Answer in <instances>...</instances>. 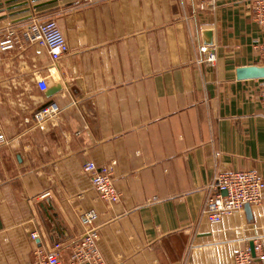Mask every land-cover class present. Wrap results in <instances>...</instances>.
Instances as JSON below:
<instances>
[{"label": "crops", "instance_id": "1", "mask_svg": "<svg viewBox=\"0 0 264 264\" xmlns=\"http://www.w3.org/2000/svg\"><path fill=\"white\" fill-rule=\"evenodd\" d=\"M253 2L0 0V38L54 19L70 45L57 63L36 44L0 49V264H36L55 244L72 264L92 208L108 264H234L241 247L264 246V200L251 218L204 213L220 172L264 179L263 78L238 77L264 67ZM204 30L214 65L199 62ZM41 78L61 89L47 96ZM51 102L60 112L38 122ZM89 160L112 169L118 203L99 197Z\"/></svg>", "mask_w": 264, "mask_h": 264}, {"label": "built area", "instance_id": "2", "mask_svg": "<svg viewBox=\"0 0 264 264\" xmlns=\"http://www.w3.org/2000/svg\"><path fill=\"white\" fill-rule=\"evenodd\" d=\"M252 8L256 20L264 30V0H254ZM34 44L46 47L54 63L60 61L70 51L68 40L61 26L54 19L34 18L26 27L10 29L0 38L2 51L12 50L18 46L26 48ZM200 50L202 56L199 62L214 65L217 59L214 48L204 45ZM260 50V56L264 61V44ZM37 82L42 91L50 87L47 78H41ZM259 93L264 103V78L260 83ZM59 112L60 106L56 102H51L36 113V118L38 122L43 123L53 119ZM4 139V135L0 133V142ZM83 171L90 177L103 201L114 204L121 200V193L116 186L114 173L110 167L99 166L95 161L89 160L84 163ZM209 192L204 213L212 223H220L225 216L245 210L247 204L251 207L260 205L264 200V179L256 170H224L217 174L209 184ZM80 219L84 232L75 246L72 264H108L102 258L98 245L99 212L95 208L86 210L81 214ZM31 236L34 239L39 238L36 232ZM252 243L255 254L252 252L251 245H245L237 251L234 264H255L256 257L264 261L262 242L255 240ZM60 248V244H55L48 252L38 250L36 264H62Z\"/></svg>", "mask_w": 264, "mask_h": 264}, {"label": "water", "instance_id": "3", "mask_svg": "<svg viewBox=\"0 0 264 264\" xmlns=\"http://www.w3.org/2000/svg\"><path fill=\"white\" fill-rule=\"evenodd\" d=\"M203 39L206 45H211L214 43V32L212 30H204L203 31ZM238 77L242 79L247 78H264V67L260 66H248L243 67L238 70ZM61 89L60 85H55L48 90H46V95L52 97ZM251 206L249 204L246 205L245 210L247 211L249 218L252 216ZM252 252L255 254L253 243Z\"/></svg>", "mask_w": 264, "mask_h": 264}, {"label": "rangeland", "instance_id": "4", "mask_svg": "<svg viewBox=\"0 0 264 264\" xmlns=\"http://www.w3.org/2000/svg\"><path fill=\"white\" fill-rule=\"evenodd\" d=\"M56 117V116H55Z\"/></svg>", "mask_w": 264, "mask_h": 264}]
</instances>
